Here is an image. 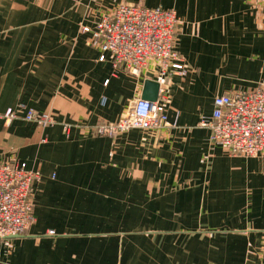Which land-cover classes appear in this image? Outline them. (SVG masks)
Here are the masks:
<instances>
[{"label": "crops", "instance_id": "obj_1", "mask_svg": "<svg viewBox=\"0 0 264 264\" xmlns=\"http://www.w3.org/2000/svg\"><path fill=\"white\" fill-rule=\"evenodd\" d=\"M120 1L176 11L175 46L186 73L171 75L160 96L169 126L109 138L77 124L116 120L141 95L144 80L155 79L152 65L134 76L116 69L108 54L100 60L81 30ZM260 83L264 0H0V114L22 102L56 120L39 127L0 118V162L22 161L39 174L32 183L34 220L23 235L0 239V264H122L127 185L151 183L157 200L168 197L167 183L189 184L202 200H248L255 192L264 198V158L228 155L200 124L215 95ZM62 121L73 125L68 135ZM185 198L173 193L175 207ZM149 213L142 216L170 214L160 206ZM146 222L140 232L149 243L134 244L129 264H212L190 257L191 239L204 232ZM246 264H264V254Z\"/></svg>", "mask_w": 264, "mask_h": 264}, {"label": "built area", "instance_id": "obj_2", "mask_svg": "<svg viewBox=\"0 0 264 264\" xmlns=\"http://www.w3.org/2000/svg\"><path fill=\"white\" fill-rule=\"evenodd\" d=\"M178 23L174 9L120 1L91 25L81 26L89 34L90 45L100 51L99 59H106L108 54L116 69L139 76L152 65L159 90L155 101L133 98L128 110L116 120L77 126L95 136H115L131 129L159 131L170 125L160 96L171 75L186 73L184 59L175 46ZM141 104L147 105L144 114ZM0 118L7 123L22 118L39 127L56 123L52 113L22 102L7 107ZM61 124L68 135L73 125L66 121ZM200 124L209 129L210 141L221 145L228 155L264 158V83L215 95L210 115ZM38 178V172L28 169L25 162H0V239L23 235L34 220L32 183Z\"/></svg>", "mask_w": 264, "mask_h": 264}, {"label": "rangeland", "instance_id": "obj_3", "mask_svg": "<svg viewBox=\"0 0 264 264\" xmlns=\"http://www.w3.org/2000/svg\"><path fill=\"white\" fill-rule=\"evenodd\" d=\"M115 136L105 137L113 138ZM167 184L168 187L164 192H169L165 193L168 197L158 198V200L152 198L150 194H155L154 190L156 191V187L151 183H144L141 186L127 185L122 188V191L128 193L127 197L122 198V241L127 242L124 257L122 256V264L134 262V244L136 242H142L143 245L149 243L147 235L140 232V226L143 225L144 228L149 223L146 222L147 220H152L155 222V226L162 227L168 226L172 222H179L187 228L204 232L205 236L202 239L197 237L191 239L190 257L204 256L208 263L229 264L243 259L246 264L252 262V258H263L264 230L248 229L264 228V198L260 193L255 192L251 197H248V200H202L197 193L193 192L196 188L189 184ZM110 191H117L115 184L110 185ZM175 192L179 199L186 197L179 201L181 205L177 207H175L176 200H173ZM190 192L191 194H189ZM189 197H192L193 200H189ZM212 201H216V203L212 204ZM229 204H234V206H228ZM159 206L170 214L142 216V213L151 214L149 212ZM172 211L179 212V214L184 211L194 214L172 215ZM204 211H207V214L202 213ZM94 217V223H98L96 222L98 216ZM141 218L143 223L138 224ZM251 232L256 233L255 239L252 238ZM247 239H250L249 244L246 243Z\"/></svg>", "mask_w": 264, "mask_h": 264}, {"label": "water", "instance_id": "obj_4", "mask_svg": "<svg viewBox=\"0 0 264 264\" xmlns=\"http://www.w3.org/2000/svg\"><path fill=\"white\" fill-rule=\"evenodd\" d=\"M158 90H159V84L156 80L145 79L143 82V89H142V93L140 97L150 100V101H155L158 98ZM17 236H20V235H13V236H9L6 238H12V237H17Z\"/></svg>", "mask_w": 264, "mask_h": 264}, {"label": "clouds", "instance_id": "obj_5", "mask_svg": "<svg viewBox=\"0 0 264 264\" xmlns=\"http://www.w3.org/2000/svg\"><path fill=\"white\" fill-rule=\"evenodd\" d=\"M146 108H147V105L146 104H141V106H140V112H141V114H144Z\"/></svg>", "mask_w": 264, "mask_h": 264}]
</instances>
